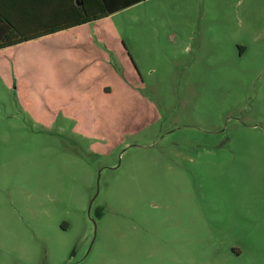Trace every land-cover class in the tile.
Masks as SVG:
<instances>
[{"label":"rangeland","instance_id":"rangeland-1","mask_svg":"<svg viewBox=\"0 0 264 264\" xmlns=\"http://www.w3.org/2000/svg\"><path fill=\"white\" fill-rule=\"evenodd\" d=\"M0 264H264V0L1 51Z\"/></svg>","mask_w":264,"mask_h":264},{"label":"crops","instance_id":"crops-1","mask_svg":"<svg viewBox=\"0 0 264 264\" xmlns=\"http://www.w3.org/2000/svg\"><path fill=\"white\" fill-rule=\"evenodd\" d=\"M75 5L81 6L82 3L77 2V0H0V11L7 16L9 21L15 25L22 34L25 36H35L36 34L49 28L63 27L65 24L74 21ZM107 18L98 21H102ZM91 23L62 29L48 35H42L30 41L1 49L0 52L65 34L75 29L85 27ZM242 56H244L243 53ZM240 256L241 255H239L238 258Z\"/></svg>","mask_w":264,"mask_h":264},{"label":"trees","instance_id":"trees-1","mask_svg":"<svg viewBox=\"0 0 264 264\" xmlns=\"http://www.w3.org/2000/svg\"><path fill=\"white\" fill-rule=\"evenodd\" d=\"M145 1L148 0H77V2L82 3V5L74 6V21L65 24L63 27L49 28L35 36H25L22 34L21 31L9 21L7 16L0 11V50L30 41L42 35L55 33L62 29H68L110 17Z\"/></svg>","mask_w":264,"mask_h":264},{"label":"clouds","instance_id":"clouds-1","mask_svg":"<svg viewBox=\"0 0 264 264\" xmlns=\"http://www.w3.org/2000/svg\"><path fill=\"white\" fill-rule=\"evenodd\" d=\"M184 53H190L192 51L191 44L189 43L185 48L183 49Z\"/></svg>","mask_w":264,"mask_h":264}]
</instances>
